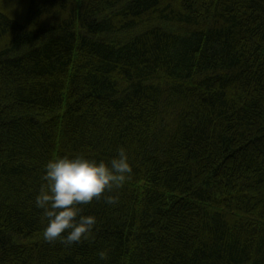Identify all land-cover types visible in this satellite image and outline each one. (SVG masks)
I'll return each mask as SVG.
<instances>
[{"label":"trees","instance_id":"1","mask_svg":"<svg viewBox=\"0 0 264 264\" xmlns=\"http://www.w3.org/2000/svg\"><path fill=\"white\" fill-rule=\"evenodd\" d=\"M121 146L45 241L44 164ZM0 264H264V0H0Z\"/></svg>","mask_w":264,"mask_h":264},{"label":"clouds","instance_id":"2","mask_svg":"<svg viewBox=\"0 0 264 264\" xmlns=\"http://www.w3.org/2000/svg\"><path fill=\"white\" fill-rule=\"evenodd\" d=\"M132 173L127 150L122 146L108 161L83 154L50 158L44 164V183L35 198V206L43 210L46 220L43 239L72 244L89 238L97 221L94 215H84L81 205L102 196L106 203L115 205L119 197L104 194L122 187Z\"/></svg>","mask_w":264,"mask_h":264}]
</instances>
